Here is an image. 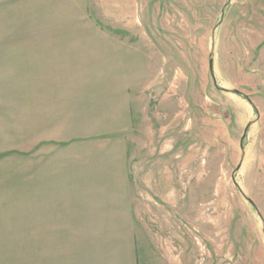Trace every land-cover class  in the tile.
I'll return each mask as SVG.
<instances>
[{
    "label": "rangeland",
    "instance_id": "rangeland-1",
    "mask_svg": "<svg viewBox=\"0 0 264 264\" xmlns=\"http://www.w3.org/2000/svg\"><path fill=\"white\" fill-rule=\"evenodd\" d=\"M0 264H264V0H0Z\"/></svg>",
    "mask_w": 264,
    "mask_h": 264
},
{
    "label": "water",
    "instance_id": "water-1",
    "mask_svg": "<svg viewBox=\"0 0 264 264\" xmlns=\"http://www.w3.org/2000/svg\"><path fill=\"white\" fill-rule=\"evenodd\" d=\"M209 68H210V74H211V63H210V66H209ZM236 93V92H235Z\"/></svg>",
    "mask_w": 264,
    "mask_h": 264
}]
</instances>
